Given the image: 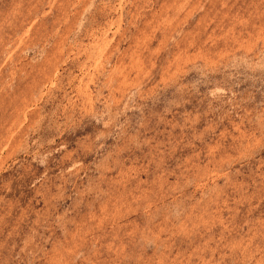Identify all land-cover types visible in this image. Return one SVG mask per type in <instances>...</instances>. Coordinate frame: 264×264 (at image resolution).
Here are the masks:
<instances>
[{
	"label": "rangeland",
	"instance_id": "1",
	"mask_svg": "<svg viewBox=\"0 0 264 264\" xmlns=\"http://www.w3.org/2000/svg\"><path fill=\"white\" fill-rule=\"evenodd\" d=\"M0 264H264V0H0Z\"/></svg>",
	"mask_w": 264,
	"mask_h": 264
}]
</instances>
